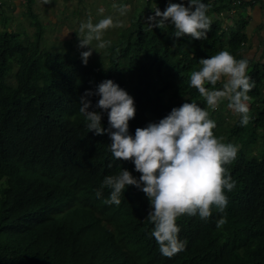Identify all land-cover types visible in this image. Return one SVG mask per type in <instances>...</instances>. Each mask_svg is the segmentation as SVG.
Returning a JSON list of instances; mask_svg holds the SVG:
<instances>
[{"label": "trees", "instance_id": "obj_1", "mask_svg": "<svg viewBox=\"0 0 264 264\" xmlns=\"http://www.w3.org/2000/svg\"><path fill=\"white\" fill-rule=\"evenodd\" d=\"M236 1L205 0L211 27L206 38L192 39L173 37L171 24L150 27L147 17L156 6L163 11L168 0H144L143 9L108 43L106 63L85 64L79 52L43 51L37 19L28 43L2 25L0 264H264V49L258 57H245L242 49L250 37L244 10L258 0ZM33 2L23 0L34 18ZM232 11L240 17L224 26L222 16ZM222 49L246 58L247 74L255 82L246 101L251 117L246 125L240 124L239 113L232 124L221 113L209 114L217 122L214 134L238 145L236 158L226 165L236 184L225 190L223 212L214 209L207 219L177 217L186 246L162 255L142 190L129 185L120 204L106 202L111 189L102 185L103 178L134 165L112 155L107 133L87 129L79 97L106 78L117 82L134 98L136 111L129 120L134 134L136 127L157 121L185 100L208 108L190 85V74L201 67L200 58ZM206 86L222 87L219 81ZM89 99L91 108L99 97ZM102 123L108 126L106 111ZM253 134L261 138L255 153ZM221 217L225 223L218 226Z\"/></svg>", "mask_w": 264, "mask_h": 264}, {"label": "clouds", "instance_id": "obj_2", "mask_svg": "<svg viewBox=\"0 0 264 264\" xmlns=\"http://www.w3.org/2000/svg\"><path fill=\"white\" fill-rule=\"evenodd\" d=\"M209 6L205 0H187L186 3L168 0L163 11L156 6L147 20L150 27L171 24L175 38L190 35L192 39H202L207 37L211 27ZM113 24L111 16L95 23L91 19L81 22L80 30L85 35L80 37L79 47L91 45L93 39L99 41L101 47L110 43L100 38ZM92 50L91 46L81 51L83 63H87ZM199 62L201 67L190 74V85L196 87L212 109L226 100L228 107L240 114V124L246 125L251 119L246 101L255 83L247 74L248 60L237 59L222 49L200 58ZM218 81L222 87L206 86H214ZM93 95L99 99L90 108L89 97ZM79 100L87 129L94 134L107 133L112 155L130 159L134 165L133 170L122 167L103 178L102 185L111 189L106 202L120 204L129 185L142 190L149 201L146 216L153 225L151 235L162 255L172 256L186 246V241L179 237L177 217L188 214L207 219L214 209L224 211L228 204L225 190L231 191L236 184L226 165L236 158L238 145L224 142L214 134L216 121L207 108L195 100H185L157 121L136 127L133 134L129 131V120L136 111L134 98L117 82L106 78L95 89H85ZM105 111L107 127L102 123ZM96 195H101L100 189ZM223 223L224 217L217 220L218 226Z\"/></svg>", "mask_w": 264, "mask_h": 264}, {"label": "rangeland", "instance_id": "obj_3", "mask_svg": "<svg viewBox=\"0 0 264 264\" xmlns=\"http://www.w3.org/2000/svg\"><path fill=\"white\" fill-rule=\"evenodd\" d=\"M143 7L144 0H34L32 4L33 18L27 14L23 0H0V28L3 24L6 25L8 29L19 33V38L23 43H28L34 38L35 26L32 24V20L37 19L42 30L40 47L43 51L73 54L81 53V51L92 46L93 50L88 57V62L92 64L97 62L106 63L108 44L101 47L99 41L93 39L91 45L84 48L79 47V39L85 35L80 30L81 22L91 19L95 23L102 17L111 16L114 24L104 30L100 38L110 42L116 39L120 30L128 25L130 17L142 10ZM239 11L241 10L239 9ZM3 17H6V23L1 20ZM239 17L238 11H232L227 17L222 16L223 25H229L227 27H230L231 24L236 23ZM244 50L246 57L252 52L248 48ZM260 53L257 52L254 55L258 57ZM15 70L16 65L12 64L10 73L13 74ZM207 109L209 114L211 110L216 115L221 113L222 119L226 123L232 124L238 117V113L228 107L226 100H222L215 109L210 106ZM250 141L254 146V153L258 152L261 147V138L253 134ZM72 205L73 203H69L67 206Z\"/></svg>", "mask_w": 264, "mask_h": 264}, {"label": "crops", "instance_id": "obj_4", "mask_svg": "<svg viewBox=\"0 0 264 264\" xmlns=\"http://www.w3.org/2000/svg\"><path fill=\"white\" fill-rule=\"evenodd\" d=\"M244 12L246 13L245 16L249 18L247 33L250 40L244 43L242 50L245 57L244 49L248 48L251 50L252 52L247 55V57L251 58L255 56L254 53L261 52L264 49V0H258L252 7H246Z\"/></svg>", "mask_w": 264, "mask_h": 264}, {"label": "built area", "instance_id": "obj_5", "mask_svg": "<svg viewBox=\"0 0 264 264\" xmlns=\"http://www.w3.org/2000/svg\"><path fill=\"white\" fill-rule=\"evenodd\" d=\"M236 2H237V3H239V1H238V0H237Z\"/></svg>", "mask_w": 264, "mask_h": 264}, {"label": "bare ground", "instance_id": "obj_6", "mask_svg": "<svg viewBox=\"0 0 264 264\" xmlns=\"http://www.w3.org/2000/svg\"><path fill=\"white\" fill-rule=\"evenodd\" d=\"M217 123V122H216Z\"/></svg>", "mask_w": 264, "mask_h": 264}]
</instances>
